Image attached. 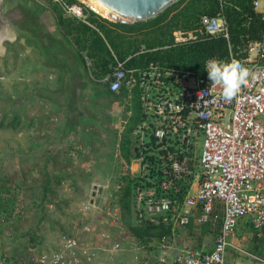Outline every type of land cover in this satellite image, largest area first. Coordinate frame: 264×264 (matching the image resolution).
Instances as JSON below:
<instances>
[{"label": "built area", "instance_id": "2783aa9c", "mask_svg": "<svg viewBox=\"0 0 264 264\" xmlns=\"http://www.w3.org/2000/svg\"><path fill=\"white\" fill-rule=\"evenodd\" d=\"M217 1L220 10L232 2ZM252 7L262 23L258 39L245 35L233 46L221 13L202 16L193 30L173 33V45L219 37L227 41V54L207 59L202 76L153 61L143 68H128L129 58L113 56L111 72L101 79L109 92H125L135 99L139 110L130 134L129 164L114 176L113 201L117 203L130 184L138 224L171 231L192 222L219 225L209 251L183 249L173 254L170 264H225L230 247L264 264V256L232 244L241 220H248L257 237L264 232V0H254ZM62 8L87 23L84 7L62 1ZM145 52L141 46L136 55ZM232 60L247 67L249 77L226 101L222 85L209 80L206 68L211 61ZM5 224L0 214V264H78L77 240L67 236H59L51 249L36 247L12 259L3 246ZM143 264L166 263L148 257Z\"/></svg>", "mask_w": 264, "mask_h": 264}, {"label": "rangeland", "instance_id": "374dc122", "mask_svg": "<svg viewBox=\"0 0 264 264\" xmlns=\"http://www.w3.org/2000/svg\"><path fill=\"white\" fill-rule=\"evenodd\" d=\"M3 1L2 10L13 12L12 16L17 18L15 20L11 17L17 23L13 22L11 25L18 36L15 42L6 43L8 56L0 60V190L8 191L10 197L14 198L15 211L19 216L17 223L12 225L7 222L3 228V246L8 256L19 258L31 249H51L59 236L77 240L75 256L78 264H143L148 259L147 255L159 251L161 245L174 246L173 238L177 239L176 243L179 245V248H174L173 254L183 249H198L203 244L211 246V237L216 227L199 226L196 222H192L185 229L169 230L166 235L161 236L154 235L156 233L154 230H151L153 231L151 233L149 229L137 223L131 209L130 214L122 212L120 204L110 197L114 176L118 169L125 165L123 161L118 163L116 160V157L120 159L117 156L118 148L122 144L126 146L130 138L127 129L135 119L133 116H127L126 112L130 111L133 115H137L138 110L135 106L123 109L121 124H112V129L115 126L114 132L108 133L105 137L111 144V147L104 151L109 157H103L102 161L100 159L104 147H97L98 151L97 148L94 149L99 160H92L86 167H81L76 162L70 165L65 162L45 165L41 161L30 163L23 159L22 143L30 137L36 138V133L33 134L34 131L27 129V126L31 127L42 122L40 119L42 116L37 112L43 110V106L40 105L41 102L29 96L30 90H25V98H22V91H17L18 87L13 86L11 91L13 84L10 83L9 75L15 76L13 79L21 78L17 77V71L21 73L19 66L21 63L27 64L31 58L36 60L37 65H43L44 60L48 58L46 54H42L38 38L44 33L48 35L51 44L59 39L62 46L67 42L71 47L76 48L74 33L69 35L68 29L74 28L82 20L63 10L64 0L59 3L54 0ZM77 2L79 6L91 10L85 4ZM83 15L88 21V15L85 12ZM11 48L14 54H10ZM11 58L14 61V70H10V63L8 68L6 66ZM55 60H57L56 56ZM48 71L52 73V70ZM48 76L47 72L45 77ZM18 83L25 84L20 81H17ZM93 84L98 86L94 87L95 97L89 96L88 93L82 97L84 98L82 105L86 108L97 105L98 93L106 88L101 79ZM13 91L17 92L13 93ZM97 116L82 111V114L71 117L78 129L74 131V137L82 138L88 135L90 138L93 137L92 139H100L102 120ZM12 123L16 124V129L10 127ZM55 124L61 123L55 121ZM86 168L89 171H86ZM95 171L102 174L103 178L92 179L94 175H89ZM53 174L56 175L53 177ZM102 180L103 182L108 180L109 183L104 188V196L99 197L96 186ZM92 183L94 186L91 185ZM179 237L182 239L178 240ZM240 237L236 236L237 239ZM233 241L235 243L234 239ZM230 248L227 250L225 264H232L231 260H234ZM241 256L245 255L241 254ZM245 260L250 264H260L251 258Z\"/></svg>", "mask_w": 264, "mask_h": 264}, {"label": "crops", "instance_id": "0c3cea01", "mask_svg": "<svg viewBox=\"0 0 264 264\" xmlns=\"http://www.w3.org/2000/svg\"><path fill=\"white\" fill-rule=\"evenodd\" d=\"M86 24L88 25V23ZM9 31L13 32L14 39H11L8 34H6V36H8L9 40L13 43L18 39V36L11 29H8L7 33ZM57 40V42L53 41L51 44L48 35L46 33L42 34L41 38H38V41L43 51L42 54H46L48 59L44 60L43 65L40 66L37 65L38 63L34 58H31V60L29 59L27 64L21 63L19 66V72L21 73L19 74L17 71V77H21L19 79H13L15 76L12 75L11 77V75H9L10 83L11 85L13 84L10 88L11 91L13 86L18 87L19 90L17 91H22V98H25V90H30L29 96L36 101L41 102L40 105L43 106V110L37 112L38 114H41L40 116H42V118L40 119H42V122H39L36 125H31V127L27 126V129L34 131L32 132L33 134L36 133V138L30 137L22 143L23 150L21 149V154L23 159L30 163L41 161L45 165H49L48 163L65 162L70 165L76 162L77 164L79 163L81 167H86L92 162V160H99L96 157V151H98L97 147H104L102 149L103 152L100 161H102L105 156L109 157L108 154H104V151L108 147H111V144L105 137L108 136V133L112 134L114 132L113 129H115V126L112 129V124H121L120 120L124 116L123 109L135 106L138 110V104L135 99H130L125 92L113 94L109 92L105 86L106 88L102 89L100 94L98 93L96 97L97 105L87 108L83 106V95L85 96L86 93H88L89 96L94 98V87L97 88L98 86L94 85L93 82L99 81L103 76L101 75L100 69L96 67L92 60L87 58L85 52H82V56L85 60L84 65L81 59L78 60L77 49L74 46L71 47V44L67 42H64V46H62L60 43L61 41L59 39ZM30 50L31 49H29V51ZM10 51V54H14L13 48H11ZM55 51H57L56 54ZM2 52L3 48L0 46V54H2ZM55 56L57 57V60H55ZM46 61L48 62L45 63ZM9 63L10 70H14L13 58L8 61V64L6 63L7 68ZM48 70H52V73ZM47 72L49 73V76L45 77ZM28 76L29 78H27ZM17 81L24 82L25 84H17ZM14 83L17 85H14ZM16 92L13 91V93ZM111 110L113 112H111ZM82 111L89 112V114H92L93 116L98 115L97 117L101 118L102 121L100 122H102V127L100 139H92L93 137L90 138L88 135L82 138L74 137V131H78V129L75 122L71 120V117L76 116L79 113L82 114ZM110 112L111 114H109ZM138 113L137 115H133L130 111L129 113L128 111L126 112L127 116H133L135 118L131 125L132 128H134L138 120ZM69 119L72 122H70ZM50 120L51 122L49 123ZM55 121L61 124L56 125ZM43 132H45L44 136ZM102 143L103 145H101ZM95 148H97L96 151L94 150ZM116 160L118 163L122 162V160L117 157ZM51 171L53 172V170ZM86 171H89V169L86 168ZM103 171L107 172L108 170L103 169ZM55 175L56 174H53L52 176L54 177ZM92 175H94L92 177L94 180H96L95 178H103L102 174H98L96 171L89 176ZM100 182L101 183L97 185L96 188L99 190L98 196L103 197V186L107 181L105 180L103 182L102 180ZM91 185L94 186L93 183ZM263 234L264 232H262V236H256L257 240H254L255 233L248 220L244 219L239 222L236 229V236L239 235L241 237L240 239L234 238L235 243L232 240V244L244 248L246 252L252 255L264 256ZM215 235L216 233L211 237V246L208 247L203 244L198 249L209 251L213 246ZM180 239L182 238L179 237L178 240ZM172 241L174 246L163 245L159 247V251H155L154 254H149L147 256L153 262L164 261L166 264H170L173 260L174 248H179V245L176 243L178 242L177 239L173 238ZM230 251L232 252L231 257L234 259L231 260L232 264H250L248 260H245V258L250 259V257L241 256L234 247H232V249L230 248Z\"/></svg>", "mask_w": 264, "mask_h": 264}, {"label": "trees", "instance_id": "16d2710c", "mask_svg": "<svg viewBox=\"0 0 264 264\" xmlns=\"http://www.w3.org/2000/svg\"><path fill=\"white\" fill-rule=\"evenodd\" d=\"M64 1L69 6L80 5L77 2L79 1L104 17L101 18L91 10L84 8V12L88 15V25L78 22L77 26L68 29L69 35L74 33L73 39L76 44L78 60L81 59L85 65L82 56V52H85L87 58L100 69L102 76L111 72L113 56L121 61L129 58L126 65L128 68H143L153 61L166 67H174L202 76L204 63L207 59L216 56L223 57L227 54V41L223 37H219L204 39L196 43L173 45V33L195 29L202 16L215 17L221 13L227 22L229 41L233 46L238 45L240 38L245 35L252 39H258L262 29L260 17L253 11L252 2L254 0H232L222 10H220L217 0H180L154 19L143 23L121 21L99 10L87 0ZM141 46L145 47L146 52L136 55ZM165 46L168 48L162 49ZM10 127L16 129V124L12 123ZM132 129L131 126L127 129L129 135ZM124 139L126 138L124 137ZM128 139V141L126 139V146L122 144L117 153L125 165H128L130 161V138ZM130 188L129 184L118 200L122 212L129 213L130 209L132 210ZM2 191L0 190V214H3L6 223L10 222L13 225L19 221V216L15 211V201L10 197L8 191ZM139 225L150 231L154 230L156 232L154 235L159 236L166 235V232L171 230L170 227L165 226ZM218 229L219 225L216 226L215 233ZM143 234L146 235V233ZM256 236L255 233L254 240H257ZM12 258L15 259L13 256Z\"/></svg>", "mask_w": 264, "mask_h": 264}, {"label": "water", "instance_id": "95a60500", "mask_svg": "<svg viewBox=\"0 0 264 264\" xmlns=\"http://www.w3.org/2000/svg\"><path fill=\"white\" fill-rule=\"evenodd\" d=\"M107 8L109 16L129 23H143L154 19L180 0H92Z\"/></svg>", "mask_w": 264, "mask_h": 264}, {"label": "clouds", "instance_id": "9594fccd", "mask_svg": "<svg viewBox=\"0 0 264 264\" xmlns=\"http://www.w3.org/2000/svg\"><path fill=\"white\" fill-rule=\"evenodd\" d=\"M206 69L209 80L212 83L222 85L221 95L222 99L226 101L232 100L239 93L241 87L249 77V69L237 60L230 62L211 61ZM107 183L103 186L104 188Z\"/></svg>", "mask_w": 264, "mask_h": 264}, {"label": "flooded vegetation", "instance_id": "af4514ba", "mask_svg": "<svg viewBox=\"0 0 264 264\" xmlns=\"http://www.w3.org/2000/svg\"><path fill=\"white\" fill-rule=\"evenodd\" d=\"M3 0H0V46L3 48L2 54H0V60L5 59L8 56V48L7 44H11L12 42L9 40V37L5 35L7 33L8 29H12V23L15 22L11 19V17L15 20H17L16 17L12 16L14 13L13 12H6L3 11ZM15 24H17L15 22Z\"/></svg>", "mask_w": 264, "mask_h": 264}, {"label": "bare ground", "instance_id": "6f19581e", "mask_svg": "<svg viewBox=\"0 0 264 264\" xmlns=\"http://www.w3.org/2000/svg\"><path fill=\"white\" fill-rule=\"evenodd\" d=\"M90 4H92L93 6H95L96 8H98L99 10L107 13V14H110L109 10L107 8H105L102 4H100L99 2L97 1H92V0H87ZM8 34L9 37L11 39H14V34L13 32L9 31L8 33H5V35Z\"/></svg>", "mask_w": 264, "mask_h": 264}]
</instances>
